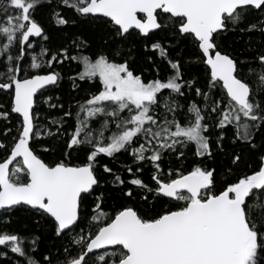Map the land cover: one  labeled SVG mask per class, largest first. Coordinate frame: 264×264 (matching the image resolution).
Returning <instances> with one entry per match:
<instances>
[{
	"label": "snow or ice",
	"instance_id": "6c2138e0",
	"mask_svg": "<svg viewBox=\"0 0 264 264\" xmlns=\"http://www.w3.org/2000/svg\"><path fill=\"white\" fill-rule=\"evenodd\" d=\"M45 4L0 0V259L264 264V0H57L90 35L34 54ZM65 61L98 80L75 110L49 94Z\"/></svg>",
	"mask_w": 264,
	"mask_h": 264
},
{
	"label": "trees",
	"instance_id": "16d2710c",
	"mask_svg": "<svg viewBox=\"0 0 264 264\" xmlns=\"http://www.w3.org/2000/svg\"><path fill=\"white\" fill-rule=\"evenodd\" d=\"M57 0H52V5L48 6L45 4L44 7L39 8L38 11H36L34 15V19L38 22V24L43 28L44 35L48 36V40H44L43 36L33 39V45L35 48L34 54H39L41 52V48H47L51 52L58 51L61 47H69L71 45V41L74 38L75 34L81 33L86 36L90 35L83 26L80 25H72L69 23V25L66 26H60L57 22L56 17L53 15V11L62 12L63 15L66 17H70L71 13L67 10H64L62 8L55 7ZM163 35V34H161ZM158 37H153V40L157 39ZM248 37L244 36L242 39H237L236 37L229 36L228 43L229 45H232L236 47L237 49L241 48L243 45V41L246 40ZM135 40V36L132 38ZM174 45H176L175 50L173 51V55H177L179 53H183L185 56L189 54L188 46L184 42H180L177 44L175 40L172 41ZM139 52L137 53L138 59L142 56L144 52L143 43H139ZM76 54L75 48H70L69 55ZM197 69L199 75L201 77L203 76V69L202 66H196L194 68L193 74H197ZM59 71L62 74V80L57 85L54 92H51L49 94L53 96H60L62 101L65 104V110L71 106L73 110H75L76 104L82 103L85 98H87L89 92H95L96 86H98V80L96 82V86H94L91 83H84L81 81H76L77 84L80 85L79 89L77 91L72 90V80L69 79V77L75 76V74L80 70L76 63L65 61L62 67L57 66L55 69ZM147 75V74H146ZM151 78V77H149ZM7 98L5 97L3 100H0V102H6ZM56 113H54L55 115ZM43 115V113L41 114ZM15 117L13 118L12 125H15ZM0 127H2V124H0ZM44 158L46 160L53 159V156L51 154H45ZM192 156L191 153H189L188 158V165H191ZM131 163V160L127 156H120L117 161H111V166L114 168H121L124 163ZM167 163V161H166ZM124 175L127 177V173H124ZM150 176V173H145L144 179L148 180ZM91 199V198H89ZM10 230H14L16 233H19L20 235L24 237H29L31 233L35 232V225L31 223L22 213H18L16 216L12 217V224L9 226ZM42 235L43 239L40 244V250L43 251L46 246H48L50 243H52L50 237L44 233H40ZM27 242V241H26ZM3 251H7V249H0ZM13 254L9 253V259H0V264H17V261L12 259ZM37 258H39L37 256Z\"/></svg>",
	"mask_w": 264,
	"mask_h": 264
},
{
	"label": "water",
	"instance_id": "95a60500",
	"mask_svg": "<svg viewBox=\"0 0 264 264\" xmlns=\"http://www.w3.org/2000/svg\"><path fill=\"white\" fill-rule=\"evenodd\" d=\"M37 38H39V37H32L31 40H33V39H37Z\"/></svg>",
	"mask_w": 264,
	"mask_h": 264
}]
</instances>
